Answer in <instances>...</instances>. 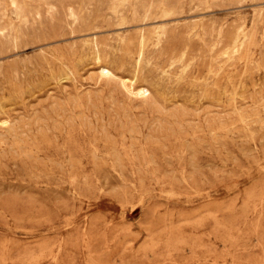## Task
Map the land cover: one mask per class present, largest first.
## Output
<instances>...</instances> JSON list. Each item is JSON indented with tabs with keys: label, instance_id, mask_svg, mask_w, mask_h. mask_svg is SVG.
I'll return each mask as SVG.
<instances>
[{
	"label": "rangeland",
	"instance_id": "1",
	"mask_svg": "<svg viewBox=\"0 0 264 264\" xmlns=\"http://www.w3.org/2000/svg\"><path fill=\"white\" fill-rule=\"evenodd\" d=\"M0 264H264V0H0Z\"/></svg>",
	"mask_w": 264,
	"mask_h": 264
},
{
	"label": "bare ground",
	"instance_id": "2",
	"mask_svg": "<svg viewBox=\"0 0 264 264\" xmlns=\"http://www.w3.org/2000/svg\"><path fill=\"white\" fill-rule=\"evenodd\" d=\"M245 42H246V41H245ZM102 72H103V71H102ZM120 83H121V82H120ZM118 84H119V83H118ZM122 86H123V85H122ZM121 90H122V89H121ZM142 91H143V90H142ZM233 93H234V92H233ZM140 94H141V93H140ZM140 94H139V95H140ZM139 95H138V96H139ZM186 104H187V103H186ZM176 121H177V120H176ZM78 167H79V166H78Z\"/></svg>",
	"mask_w": 264,
	"mask_h": 264
}]
</instances>
